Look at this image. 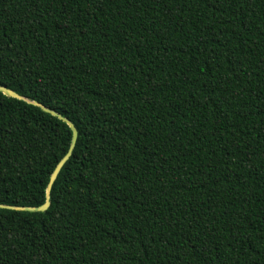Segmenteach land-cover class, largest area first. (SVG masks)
<instances>
[{
  "label": "trees",
  "instance_id": "trees-1",
  "mask_svg": "<svg viewBox=\"0 0 264 264\" xmlns=\"http://www.w3.org/2000/svg\"><path fill=\"white\" fill-rule=\"evenodd\" d=\"M0 85L77 129L0 264H264V0H0ZM70 139L0 92V203Z\"/></svg>",
  "mask_w": 264,
  "mask_h": 264
},
{
  "label": "water",
  "instance_id": "water-1",
  "mask_svg": "<svg viewBox=\"0 0 264 264\" xmlns=\"http://www.w3.org/2000/svg\"><path fill=\"white\" fill-rule=\"evenodd\" d=\"M0 92H2L6 96H11V97H14L17 99H21V100H24L30 104L38 106L43 111L48 112V113L56 116L57 118L61 119L62 121H64L69 126V128L71 130V139H70V143L68 146V150L62 156V158L56 163L55 167L53 168V170L51 171V173L49 175V179H48V182H47L46 188H45V200H44V202L40 205H37V206H18V205H10V204L0 203V208H5V209L29 211V212L44 211L48 208V206L50 204V191H51L52 184L55 181L61 167L67 161L68 157L70 156V154L72 152V149L74 147V144H75V141L77 138V129L69 119L62 116L60 113H58L54 109L49 108V107L43 105L42 103H40L34 99H29L27 97H24V96L18 94L16 91H14V90L6 87V86H3V85H0Z\"/></svg>",
  "mask_w": 264,
  "mask_h": 264
}]
</instances>
